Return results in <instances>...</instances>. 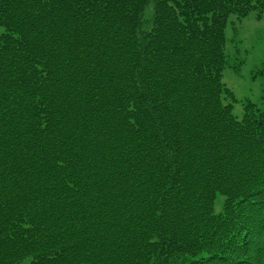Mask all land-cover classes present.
<instances>
[{"label": "trees", "instance_id": "obj_1", "mask_svg": "<svg viewBox=\"0 0 264 264\" xmlns=\"http://www.w3.org/2000/svg\"><path fill=\"white\" fill-rule=\"evenodd\" d=\"M251 12L0 0V264H264V88L238 118L222 82Z\"/></svg>", "mask_w": 264, "mask_h": 264}, {"label": "rangeland", "instance_id": "obj_2", "mask_svg": "<svg viewBox=\"0 0 264 264\" xmlns=\"http://www.w3.org/2000/svg\"><path fill=\"white\" fill-rule=\"evenodd\" d=\"M234 19L225 29L227 64L222 82L231 90L236 102L233 113L240 118L247 101L259 104L264 88V17L257 19L254 12L241 20ZM222 198L215 201L220 211Z\"/></svg>", "mask_w": 264, "mask_h": 264}]
</instances>
